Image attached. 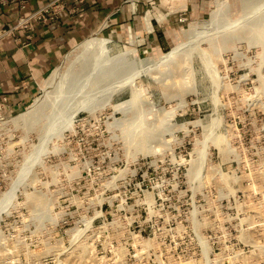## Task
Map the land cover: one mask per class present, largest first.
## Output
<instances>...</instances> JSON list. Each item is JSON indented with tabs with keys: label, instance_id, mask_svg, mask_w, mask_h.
Segmentation results:
<instances>
[{
	"label": "rangeland",
	"instance_id": "rangeland-1",
	"mask_svg": "<svg viewBox=\"0 0 264 264\" xmlns=\"http://www.w3.org/2000/svg\"><path fill=\"white\" fill-rule=\"evenodd\" d=\"M215 1L175 16L161 49L108 38L148 61L121 59L94 111L85 47L107 36L0 114V264H264V0Z\"/></svg>",
	"mask_w": 264,
	"mask_h": 264
},
{
	"label": "crops",
	"instance_id": "crops-1",
	"mask_svg": "<svg viewBox=\"0 0 264 264\" xmlns=\"http://www.w3.org/2000/svg\"><path fill=\"white\" fill-rule=\"evenodd\" d=\"M51 1L0 0L1 115H13L33 102L44 79L78 44L107 36L119 44L161 49L168 45L166 34L177 23L175 16L200 5V0H86L83 5L66 0L61 18L38 26L31 40L21 31L9 33L21 18Z\"/></svg>",
	"mask_w": 264,
	"mask_h": 264
},
{
	"label": "bare ground",
	"instance_id": "bare-ground-1",
	"mask_svg": "<svg viewBox=\"0 0 264 264\" xmlns=\"http://www.w3.org/2000/svg\"><path fill=\"white\" fill-rule=\"evenodd\" d=\"M243 1H245L244 2L245 4L243 3L244 5L247 4L246 1L248 2V0H243ZM218 2H219V0H216L214 2V6H215L214 8H216L218 6H223L226 9L228 8V3H224V2L222 3V2H220L218 4ZM112 43H113V41L109 40L108 38L107 39H96V40H94V42L88 43L86 45V47H85L86 49H88V51H92V50L94 51V49H96V50L97 49H100V50H97V54H98V57L101 58V59H100V65L97 64L95 67H93L95 61H92V62L88 63V65H87L88 67L86 69H84V71L82 72V75H85L89 79L87 81L88 82L87 88H88V91H89V99H88V101H86L84 103L85 105L83 104L81 106L82 109H80V110H86V111H90V112L94 111L95 108H93V105L91 104V102L94 100L93 93L95 92L96 86H102L104 84L110 85L111 82H113L115 80V75L117 74V71L120 68V60L121 59H124L126 57H131L132 58V56H133L134 61H141V62H147L148 61L147 58L140 59V58L136 57L135 53L132 52V51L123 52V53L118 54V55H113V51H112L113 49H111ZM180 47H176L175 49L172 50V52L163 55L161 57V61L162 62L160 64H152V63H149V68H154L155 69L157 66H160L158 68V70H161V68H162V69H165L164 71H167L168 70V66H166L164 64L166 62H169L170 64H172L179 57L180 49H181ZM102 60H104V61L102 62ZM64 64H62V65H64ZM59 68L57 69V71L59 70ZM145 75L150 76L149 73L148 74H145ZM109 79H111V80H109ZM122 85L124 86V84H121V86ZM115 91L121 92V87H119ZM113 93H114V91H113ZM143 93H142V96H143ZM99 97H101V96H99ZM99 99H101V98H99ZM139 100H140V97L139 96L137 97V96H135L133 94L131 96V100L129 102H130V104H132V103H138ZM143 100H145V99H143ZM140 103H142V102H140ZM40 105L41 104H39V100H37L35 103H33L31 105V108H29L28 112H26L23 115H20V116L16 117L11 122L10 121L9 122L11 124H13L14 126H16V127L19 126V125L24 124L25 122L29 121V119L32 118L33 114L35 113V111L38 109V107ZM140 105H142V104H140ZM145 105H147V104H145ZM149 106H151V105L149 104ZM143 107H142V109L141 108H139V109L141 111L142 110L144 111ZM147 111H146V115H147ZM144 112H142V113H144ZM148 114H149V112H148ZM143 115H145V113ZM144 118H145V116H144ZM139 123H141V125H142V122H139Z\"/></svg>",
	"mask_w": 264,
	"mask_h": 264
},
{
	"label": "built area",
	"instance_id": "built-area-1",
	"mask_svg": "<svg viewBox=\"0 0 264 264\" xmlns=\"http://www.w3.org/2000/svg\"><path fill=\"white\" fill-rule=\"evenodd\" d=\"M64 1L66 0H52L48 5L34 14L21 18L9 33L13 31H21L28 34L26 36L27 40H31V34L35 32L38 26L57 22L61 18L65 11ZM74 2L77 5H83L86 0H74ZM1 4L2 6L6 5L4 1H1ZM3 102L6 103V100L4 99Z\"/></svg>",
	"mask_w": 264,
	"mask_h": 264
}]
</instances>
